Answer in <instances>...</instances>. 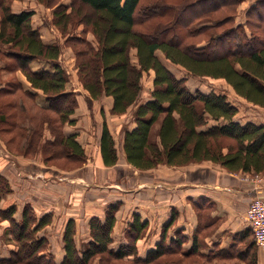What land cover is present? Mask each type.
Returning a JSON list of instances; mask_svg holds the SVG:
<instances>
[{"label":"trees","instance_id":"obj_1","mask_svg":"<svg viewBox=\"0 0 264 264\" xmlns=\"http://www.w3.org/2000/svg\"><path fill=\"white\" fill-rule=\"evenodd\" d=\"M15 1L0 0V60L4 62L0 72H21L30 90L16 77L0 81V94H16L18 110L11 115L16 120L14 126L29 133L24 153L31 154L40 146L43 150L63 148L71 161L84 165L88 160L85 149L76 135L64 132L65 126L74 122L79 103L78 94L67 90L70 75L60 63L62 45L46 44L32 27L33 12L14 13ZM37 1L54 9L52 24L74 51L79 81L89 94L90 106L112 97L110 114L125 115L143 95L144 76L153 75L150 99L133 113L136 127L124 131L123 150L133 168L149 171L163 164L185 167L211 162L229 173L264 174V125L238 121L239 109L226 93L212 89L193 92L186 78L176 77L159 57L192 76L223 79L239 97L264 108V0H252L241 24L236 17L243 0H197L152 7L142 5L143 0H71L69 5L61 4L62 0ZM220 14L226 15L218 17ZM204 35L206 39L195 41ZM38 60L46 62L51 71H34L31 65ZM34 91L45 95L44 106L37 103ZM22 98L30 99L40 115L33 114ZM46 112L56 113L59 120L55 128L50 124L52 136L43 142L49 122ZM7 121L3 114L0 122ZM100 150L106 167L118 164L116 142L106 123ZM12 192L9 180L0 174V202ZM119 209L120 203L110 204L104 221L90 220L92 240L83 250L76 242V222L70 220L63 237L65 257L59 264H153L174 254L198 256L205 264L208 257L201 249L206 232L211 231L199 227L191 251L185 252L188 239L182 231L169 240L177 213L161 229L156 249L146 258L139 256L138 242L149 222L138 213L133 214L125 233L126 244L115 250L112 234ZM18 211L17 205L0 208V217L9 223L5 232L16 246L0 264H58L50 240L43 234L51 226L53 214L40 216L32 204L24 205L20 219Z\"/></svg>","mask_w":264,"mask_h":264},{"label":"crops","instance_id":"obj_2","mask_svg":"<svg viewBox=\"0 0 264 264\" xmlns=\"http://www.w3.org/2000/svg\"><path fill=\"white\" fill-rule=\"evenodd\" d=\"M12 9L16 14L27 11L23 9L21 2H15ZM35 12L32 27L39 31L43 41L48 45L58 42L63 44V38L50 25L48 14L42 15V11L38 8ZM68 53H71L69 49L62 50L61 63L63 56L69 55ZM71 55L74 59L73 53ZM162 61L167 62L164 59ZM31 67L34 71H51L46 62L39 60L33 62ZM18 78L25 89L30 90L29 83L21 73ZM178 78L187 79L184 75ZM2 87L0 85V88ZM67 90L78 94L79 106L72 116L74 122L67 124L64 132L67 135H76L77 142L86 148V154L90 157L87 164L73 172H57L36 161L20 157L11 158L6 155L5 160H2L4 158L0 149V174L10 181L13 189V193L4 197L0 208H5L8 203H12L10 206L17 205L18 219L26 204H32L40 216L52 213L53 223L43 234L49 238L51 250L58 264L65 257L63 237L69 221L76 222V242L78 248L83 250L92 240L90 220L99 218L104 221L107 207L116 203H120V209L112 234L114 240L112 248L115 250L126 244L125 233L133 220V214L138 213L143 220L149 222V230L138 242L139 256L146 258L156 249L160 241L161 229L170 220L172 214L177 213V222L170 230L169 240L175 238L176 231H182L188 239L184 245L185 252L191 251L194 234L199 227H206L211 231L206 232L201 249L203 256L208 257L205 264H226L228 259H237L246 263L247 259L251 261L250 258L254 259L253 264H264V248L256 246L247 219V211L252 199L257 194L264 193V180L258 183L247 179L245 175L229 173L220 165L210 162L172 168L174 170L160 167L139 171L127 162L123 150L125 129L132 130L136 127L132 108L125 115H111L110 111L114 104L112 97H104L89 106V94L81 87L76 77L73 81L70 80ZM197 90L198 88L195 91ZM34 92L38 95L37 103L44 106L45 95L41 91ZM149 99L147 96L145 100ZM234 101L239 109L236 117L238 121L264 125L262 108L258 107L259 110L256 107L244 106L243 98ZM245 108L253 109L246 111ZM104 123L113 135L115 131L122 129V133L115 136L119 162L114 167H106L101 157L100 139ZM0 148H3L1 143ZM92 166L105 170L107 174L101 173L103 178L98 176L97 182L87 178L83 180L77 176ZM112 171H116L115 177L111 176ZM108 173L109 176L106 177ZM38 193L41 196H38ZM5 226L4 223H0V259H8L14 249L13 245L5 244L1 240ZM54 227L58 229L57 248L53 244L56 236ZM200 242H203L201 238Z\"/></svg>","mask_w":264,"mask_h":264},{"label":"rangeland","instance_id":"obj_3","mask_svg":"<svg viewBox=\"0 0 264 264\" xmlns=\"http://www.w3.org/2000/svg\"><path fill=\"white\" fill-rule=\"evenodd\" d=\"M197 0H143L142 1V5H149V6H154L155 4L157 5H164V4H176V5H185L187 3H192L195 2ZM257 1V0H256ZM15 2H21L23 9H27V11H32L33 14H35V9H40L42 11V15L44 14H48V17L50 18V25H52L56 31L60 34V36L63 38L64 43L62 44L61 42H58L60 44H62V50L64 49L66 51V49H69L71 51V53H73L74 59L72 58L71 53L69 55H66L65 57L63 56L62 59V63L61 65L68 71L69 75H70V80L73 78H77L79 84L81 85V87L83 88L81 82L79 81V76H78V70L76 68V60H75V55H74V51L71 47L66 46L65 45V38L62 36L61 32L52 24L53 23V12L54 9H50L46 6V4H41L39 3L37 0H17ZM14 2V3H15ZM251 0H243V3L239 6L238 11H237V17H236V22H238L239 24L243 23L246 21V13L247 10L249 8V4L251 3ZM13 3V4H14ZM71 3V0H62L61 4L64 5H69ZM247 5V8H246ZM13 8V5H12ZM226 14H220L218 17H224ZM33 19V18H32ZM82 27H80L78 30L80 33V31H82ZM223 29V27H222ZM77 31V30H76ZM77 32H74V34H78ZM89 39L94 41V37L91 36L90 34L88 35ZM206 39V36H200V37H196L195 41H199V39ZM132 57L134 58V60L136 61V53L133 51L132 52ZM159 57L163 60L164 57L162 55L159 54ZM165 60V59H164ZM166 61V60H165ZM4 65V62L2 60H0V68H2V66ZM165 65L171 70V72L177 77H181L182 75H184L185 77H187V85L188 87H190V89L194 92L197 88L198 90L202 91V92H208L211 89L212 90H216L218 92H223L226 93L229 98L231 99L232 102H235L234 100H239V96L235 93V91L233 90V88L227 84V82L223 79H213L210 77H195L192 76L190 74H188V72H186L185 70L181 69L178 66H175L169 62H165ZM19 73L17 74L12 73V72H0V81H12L14 80V78L18 77ZM22 74V73H21ZM151 77V78H150ZM75 80V79H74ZM143 95L141 96L140 101L137 103L136 106L132 107V117H133V113L134 111L138 108V105L141 103H144L146 100V97L148 96L149 93V89L151 88V85L153 83V75H147L144 76L143 80ZM245 100V99H244ZM22 101L26 103V105L28 106V108L31 110V112L33 114H39L40 112L39 110L34 106L33 102L30 99H24L22 98ZM15 102H16V94L15 93H3L2 95L0 94V117L4 114L5 116H7L8 121L6 123H2L0 122V143L3 145L2 149V160H5L6 155L11 156V158H15V157H20V158H24V159H29L32 161H36L37 163L48 167V168H52L54 170H56L57 172H64V173H68V172H73L76 171L80 168H82L84 165L82 162H76L71 161L69 157H67V153L66 150H63V148H47L46 150L40 146L39 148H36V150L34 149L33 152L31 154H25V143H28V137H29V133H25V131L21 132L20 128H16V126H14L15 124V117L11 114H15L18 110V108L15 106ZM89 104V103H88ZM244 106H248V107H256L257 109H259V106H255L249 102H246V100L244 101ZM90 106V105H89ZM261 108V107H260ZM246 111L248 110H252L253 108H245ZM264 110V108H262ZM260 110V109H259ZM46 117L49 118V122H47L46 125V129L44 131V141H46V139L50 138L52 136L51 134V130L48 128L51 125L55 128L56 125H58V115L54 112H46ZM52 122V123H51ZM51 124V125H50ZM13 125V126H12ZM104 126V125H103ZM102 126V129H103ZM159 126L156 127L155 129V136L153 137V139L156 138V130L158 129ZM109 128V127H108ZM122 129L120 131H115V134L113 135L114 139H116L115 136H119ZM102 133V132H101ZM77 140V137H76ZM101 140V139H100ZM116 142V140H115ZM22 147V148H20ZM83 147V146H82ZM56 149V150H55ZM86 149V148H83ZM0 151V153H1ZM57 152V155H55V153ZM86 152V150H85ZM49 155H53L50 156L49 158L47 156ZM7 157V156H6ZM88 157V156H87ZM102 157V156H101ZM90 157H88L89 160ZM87 160V161H88ZM206 163V162H203ZM211 163V162H210ZM84 164H87L84 163ZM202 164V163H200ZM214 164V163H213ZM192 165V164H190ZM218 165V164H217ZM189 166V165H188ZM168 168V169H172V168H178V167H170L166 164L160 165L159 167L155 168V169H159V168ZM154 170V169H153ZM174 170V169H172ZM105 170H99L98 168H96L95 166L89 167L88 170L79 173L77 176H79L80 179H89L90 181H94L97 182L98 180V176L102 177V175H105V173L107 174V172H104ZM102 173V175H101ZM237 174H242L245 175V177L247 179H250L252 181L255 182H261L264 180V174L261 175H248L242 172H239ZM114 175L113 177H115L116 175V171H112L111 172V176ZM89 176V177H88ZM109 176V173L106 177ZM103 178V177H102ZM88 181V180H87ZM99 181V180H98ZM10 182V181H9ZM46 191H48L45 188H42ZM13 193V192H12ZM11 194V193H10ZM100 194V193H99ZM38 196H41L40 193L37 194ZM107 195V194H106ZM4 199V198H3ZM2 199V200H3ZM1 200V202H2ZM0 202V203H1ZM10 204L12 203H8L6 204V206H4L5 208H8L10 206ZM118 213V212H117ZM117 216V214H116ZM0 223H4L6 226L4 228L3 234H2V241L6 244H11L13 245L14 249H16V246L14 244V241L11 239L10 236H8L6 234V228L8 227V221L3 220L0 217ZM53 223V221H52ZM52 225V224H51ZM174 228V227H173ZM149 229H147L148 231ZM146 231V232H147ZM57 232L58 229L54 227V233H55V238L53 240V244L55 245V248H57L58 246V238H57ZM146 234V233H145ZM249 234H252L251 232H249ZM81 235H83V233H81ZM250 239L252 240V235L250 236ZM257 246V245H256ZM258 247V246H257ZM13 249V250H14ZM57 250V249H56ZM250 260H246V263L241 262V260H237V259H228L225 262L226 264H253L252 261H254L253 258H250ZM161 261H171L174 260L177 262V264H201V260L199 259L198 256H191V257H183L180 254H174V255H169V256H165L164 259L162 260V258L160 259ZM160 262H154L153 264H160ZM98 264V263H95Z\"/></svg>","mask_w":264,"mask_h":264},{"label":"built area","instance_id":"obj_4","mask_svg":"<svg viewBox=\"0 0 264 264\" xmlns=\"http://www.w3.org/2000/svg\"><path fill=\"white\" fill-rule=\"evenodd\" d=\"M247 219L256 245L264 248V193L257 194L252 199L247 211Z\"/></svg>","mask_w":264,"mask_h":264}]
</instances>
